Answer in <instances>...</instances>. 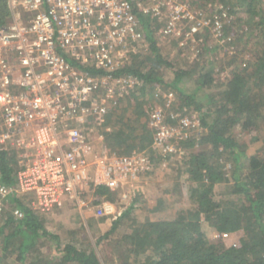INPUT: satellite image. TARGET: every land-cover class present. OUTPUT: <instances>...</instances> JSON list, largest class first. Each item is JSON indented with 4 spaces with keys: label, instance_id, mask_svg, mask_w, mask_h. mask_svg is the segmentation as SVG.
Instances as JSON below:
<instances>
[{
    "label": "trees",
    "instance_id": "trees-1",
    "mask_svg": "<svg viewBox=\"0 0 264 264\" xmlns=\"http://www.w3.org/2000/svg\"><path fill=\"white\" fill-rule=\"evenodd\" d=\"M204 1L228 8L235 17L236 25L226 23L220 35L228 48L235 49L225 50L222 56L220 43L210 48L208 42L217 33H210L206 27L203 50L194 51L190 66H178L161 51L160 45L168 37L159 32L160 21L140 14L145 40L123 50L121 64L112 73L137 83L127 96L128 107L122 108L120 100L103 119L107 146L131 155L155 149L149 113L158 89L174 91L179 115L199 114L201 128L181 142L182 162L192 184L191 209L174 220L138 223L131 219L137 203L133 198L131 206L112 222L110 231L99 238L97 245L108 241L110 253L102 260L90 245L78 246L76 240L64 242L46 226L49 216L13 199L0 219V264H264V150L249 155L236 135L239 130L262 134L264 129V0H198L194 4ZM12 22L7 1L0 0V26ZM244 26L246 30L240 33ZM243 40L246 42L240 49ZM209 54L215 56L210 60ZM86 70L93 76L108 74L95 65ZM166 71L171 73V81L165 80ZM187 81L196 83L200 96L181 87ZM119 111L122 113L117 115ZM86 129L90 132L89 126ZM94 133L97 137L101 134L99 129ZM155 155L152 151V160ZM24 164L15 150L0 145L2 183L14 185L16 173ZM223 184L230 185L218 200L216 190ZM114 194L98 187L93 197L96 203L104 199L113 203ZM15 207L23 211L20 220L13 214ZM126 220L131 222V232L113 237ZM204 222L216 231L214 238L204 232ZM45 246L50 248L49 256L41 251Z\"/></svg>",
    "mask_w": 264,
    "mask_h": 264
},
{
    "label": "built area",
    "instance_id": "built-area-1",
    "mask_svg": "<svg viewBox=\"0 0 264 264\" xmlns=\"http://www.w3.org/2000/svg\"><path fill=\"white\" fill-rule=\"evenodd\" d=\"M6 1L13 22L0 26V145L15 150L25 164L14 185L0 180V219L13 199L51 216L81 207L98 187L126 190L130 206L140 174L151 168L150 159L136 151L120 158L97 150L86 128L108 113L100 93L116 96L114 80L125 90L137 83L112 73L121 64L123 50L145 40L140 14L164 21L168 38L183 37L182 27L189 23L186 39L192 40L201 32L198 21L204 16L192 9L197 0ZM201 25H211L218 34L223 28L219 16ZM92 65L108 74L91 75L86 68ZM115 98L111 107L119 102ZM169 115L178 127L168 125ZM169 115L152 111L150 121L154 148L173 155L181 153V142L201 123L194 115ZM96 211L114 220L123 213L105 199ZM13 214L23 218L20 208Z\"/></svg>",
    "mask_w": 264,
    "mask_h": 264
},
{
    "label": "rangeland",
    "instance_id": "rangeland-1",
    "mask_svg": "<svg viewBox=\"0 0 264 264\" xmlns=\"http://www.w3.org/2000/svg\"><path fill=\"white\" fill-rule=\"evenodd\" d=\"M192 9L195 13H204L203 18H200L198 21L199 28L202 32H200L202 34V38H200L199 40L197 39V36H195L192 40L188 38L187 40L186 37L190 32V24L185 23L182 27L183 37L165 38V40H163L160 45L162 53L166 55L170 60L176 62L178 66H184L185 64H189L188 66H190V63L195 59V52L203 50V42L205 41L204 37H206L207 35V32H204L206 27H202L201 25L203 22L212 21L214 19V16H219L220 18H222V29H224L226 23L233 22V24L235 23L236 25V19L235 17L230 16L228 8L226 9L219 4L216 5L213 2L205 3V1L202 2L201 5L193 3ZM158 24L161 25L159 32L161 33V35H163L162 33L165 22L163 21ZM234 29L236 30L237 28ZM209 30L210 33H216L214 32L211 25H209ZM243 30H246V26L241 28L240 33H242ZM222 31L223 30H221L219 34H214L215 36L209 40L208 46L212 48L214 44L220 43L221 47L223 48L220 54L223 56L225 50L233 51L235 47L232 46V48H228V46L225 45V42L221 41L220 35H222ZM245 42L246 41L243 40V44L239 43L240 49H242V46ZM140 49H142L141 45ZM213 56H215V54H209L210 60L213 58ZM219 56L216 55V58H219ZM164 78L167 81H171V73L166 71V73L164 74ZM117 80L118 79L114 80V82L111 84L113 88L118 90L116 96L107 92L104 93V95L100 93L101 98L105 100L106 105L109 109L108 113L103 118L97 117L93 119L91 122L94 123V125L92 126V124H90L89 129L95 149H105L107 152L113 153L117 157L126 158L130 155L122 154L124 150L119 152V150L115 151L114 149L108 147L106 144L105 135H103V132L106 131V125L104 124L103 119L111 111H113V107L110 106V104L113 105L111 101H113L115 97L116 100H122L121 107L125 109L126 107H128L129 103L127 98V96L129 95V91H133V88L129 89V86L126 87V90L123 89V87L119 85V82ZM181 87L184 88L186 92L191 94L201 92L197 90V85L194 81H187V83L182 84ZM121 89L123 90L122 95H120L119 92V90ZM197 94L198 96L201 95V93ZM175 98L176 97L173 90L168 89L165 91L163 89H158L153 99H151V107H153V111H161L166 116L172 113L178 114L175 111L176 107L174 106ZM131 112H129V115L133 116ZM151 112L152 111H150V113ZM121 113L122 112L119 111L117 115ZM190 114L191 113L187 115H194L200 120L199 114ZM149 123L151 124L150 120ZM167 123L168 125L178 127L177 121H169V119H167ZM200 128L201 126L199 127V129ZM96 129H99V132L101 133L99 134V137L95 136L96 133L94 132H96ZM236 135L240 143L244 145L245 149H247L249 155H253L255 153L257 154L264 150V129L262 130V134L258 133V131L245 133L239 130L237 131ZM258 137L260 139L256 140ZM151 149L154 154H156L154 160H152V151L146 150L145 152H140L144 153L150 159L151 168L149 171L140 174V182L138 184V188L135 191L136 195L133 196L134 200H137V203L131 215V219L136 220L138 223H143L147 220H174L178 218L183 211L190 210L192 205V202L190 200V187L192 186V184L189 181V177L182 162V151L181 153L168 155L157 149ZM228 170L232 172L230 164L228 166ZM230 171L229 178L231 179L232 175ZM229 185L230 184H223L217 187L216 198L218 200L222 197L221 192L226 191ZM125 191L126 190L123 189L122 191H113L115 192V196L113 197V204L116 205L117 208L121 210V212L126 211L131 206H128V201L124 199ZM135 196L137 198H135ZM100 203H96V199L89 195L85 200V204L81 207L70 206L65 210L56 212L54 215L49 216V218H47L48 223L46 226L51 232L59 234L64 242H67L69 240H76L78 242V246H92L96 249V252L103 260L109 253L107 251L108 241H102L100 245H97V242L99 238L110 231L114 219L110 220L108 218H105L104 220L103 216L97 215L96 207ZM129 225H131V222L129 220H126L125 225H123V227H121L117 234L113 237L118 238L127 233H130L131 227ZM203 230L210 239L216 236V231L206 222L203 223ZM41 251L48 256L50 254L49 247H42Z\"/></svg>",
    "mask_w": 264,
    "mask_h": 264
}]
</instances>
